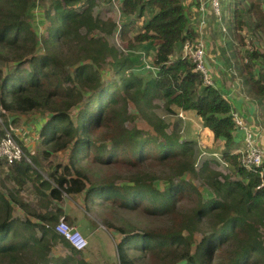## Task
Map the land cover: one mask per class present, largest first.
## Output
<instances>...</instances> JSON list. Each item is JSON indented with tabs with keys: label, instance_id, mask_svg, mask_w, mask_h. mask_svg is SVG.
Returning a JSON list of instances; mask_svg holds the SVG:
<instances>
[{
	"label": "trees",
	"instance_id": "1",
	"mask_svg": "<svg viewBox=\"0 0 264 264\" xmlns=\"http://www.w3.org/2000/svg\"><path fill=\"white\" fill-rule=\"evenodd\" d=\"M80 1L51 0L44 10L48 31L42 35L33 24L35 0H0V58L9 62L6 70L0 65V106L11 112L48 111L40 129L46 157L73 143L63 169L60 171V164L49 172L53 180L25 158L11 164L0 161L2 179H11L18 187L32 180L43 204L27 210L38 218L36 222L20 219L13 214L14 201L26 205L13 191L0 189V262L48 264L55 241H62L76 255L80 250L49 222L55 223L64 214L60 202L64 194L83 193L87 211L110 201L121 208L168 217L170 226L163 230L121 226L125 235L116 244L121 264H139L149 252L157 264H264V165L249 170L240 164L231 98L220 87L205 84L195 63L183 55L185 41L196 34L184 0H123L124 13L150 14L135 36L143 52L152 50L154 54L158 68L148 73L139 55L123 57L103 34L93 33L122 28L120 33L127 39L134 18L121 27L95 16L92 0ZM241 12H253L255 25L264 31L263 6L254 0L237 7L229 29L244 23ZM64 49L66 55L61 53ZM259 53L252 50L250 60L242 59L238 68L248 89L263 99L264 52ZM109 54L120 76L118 83L103 82L100 65ZM63 57L75 64L73 71ZM129 68L133 69L127 73ZM86 96L89 99L84 101ZM155 98L164 99L168 112H175V107L194 110L215 139L224 143L222 155L231 160L236 176L213 168L215 158L206 159L196 171L198 141L183 138L177 128L169 132V124L158 116L153 119ZM128 99L149 118L156 134L126 128ZM74 106L79 107L78 120L71 114ZM114 124L122 130L121 135L96 144L95 132ZM92 147L96 149L95 161L105 167L122 165L127 180L99 172L92 176L85 167ZM196 175L212 188L209 197L194 182ZM161 176L163 187L155 182ZM53 201L57 202L53 210L42 211ZM37 227L41 235L36 234ZM71 262L90 264L72 255L65 257L63 264Z\"/></svg>",
	"mask_w": 264,
	"mask_h": 264
},
{
	"label": "rangeland",
	"instance_id": "2",
	"mask_svg": "<svg viewBox=\"0 0 264 264\" xmlns=\"http://www.w3.org/2000/svg\"><path fill=\"white\" fill-rule=\"evenodd\" d=\"M37 2V6L35 7V11H34V15H33V24L35 26V28L39 31V34H46L48 31V25H49V19L47 18V16H45L46 14H44V10L51 5V0H35ZM87 0H82L80 1V3L86 2ZM93 1V12L94 15L103 19V20H113L114 22H116V24L118 26L122 27V24L126 21L129 22L131 21L132 18H134V24L131 25V28L129 29V31L127 32V39H123V35L122 33H120V31H122V28H116L115 30H112L111 32L108 31H99V30H94L93 33H100L103 34L104 37L110 42L111 45H114L118 48L120 55H122L123 57L129 56V58L134 59L136 56H138L139 58H141V61L143 62V64H145L146 62H150L151 64H155L153 61L154 58V54L151 51H149L150 53H146V51H142L143 48H141L139 41L136 40L135 36L136 34H138L139 32L142 31L143 28V24L145 23L144 21L147 20V18L149 17V15L147 16H140L135 14V13H124L123 12V0L119 1V8H117L114 3L113 0L111 2V0H92ZM222 1V7L223 10H225L226 8V12L229 11V13L231 14V16L233 17L231 19V21H235V10L237 9V7H244L245 6V2H247L248 0H221ZM255 2H259L261 3V6H263V10H264V0H254ZM226 2V3H225ZM238 5V6H237ZM228 6V7H227ZM236 8V9H235ZM52 13H54V11L52 10ZM239 17L243 18V24L237 28H240L239 31H237L235 28V34L237 35V33H239V38H237V48H238V54L237 57L239 59V61L242 60V56L244 54V49H253L254 51H259L260 53L264 52V31L261 28H257V26L255 25V16L253 14V12H249L248 14H246L245 12H241V14L239 15ZM195 22H192V26L195 25ZM215 27V25H213V28ZM229 30V29H228ZM82 32H86V28H82ZM214 36H212V38H209V40H211V45H212V49H210V53H216L217 49H221L222 46H224L226 43L225 41L228 40V37L226 36V39H221L220 40V34L218 30L214 31ZM218 37V39H217ZM132 40V42H130V40ZM207 41V39H206ZM83 52V51H82ZM81 52V53H82ZM251 52V51H250ZM61 53L63 55H66L67 50L64 49L63 51H61ZM259 53V54H260ZM235 59V58H234ZM62 60L64 62H68V68L71 69L72 71L75 68V64L73 63H69L70 59L67 60L65 57L62 58ZM210 62V60H209ZM113 56L112 55H107L106 60H104L101 65H100V70L102 71V77H103V82L105 84L112 82V81H116V83L119 82L120 80V76L117 75L115 69L113 68ZM9 62H7L6 60L3 61L0 58V65L4 66L5 70L8 66ZM260 64H262V60L259 59V66ZM233 66V65H232ZM145 67V66H144ZM147 72L152 70V69H148V67H145ZM236 68V67H235ZM133 68H129L127 69V73L131 72ZM237 69H239V73H240V68H236L234 69V73L237 75L233 76V69H230V72L232 73V80H234L236 82V88H232L234 93H236V95L240 98L245 99L246 101H250L253 103V105L256 107V105H260L261 109H263L262 103L264 102V100H262V98H260L259 96H256V94H254L253 92H251L249 89H246V87L243 86V84H240L241 81V77L240 74H238ZM255 69V68H254ZM229 92L233 93L231 90H229ZM126 92L123 91V94H125ZM227 93V92H225ZM87 99H89V96L85 97L86 101ZM258 100V101H257ZM129 104H128V112H129V116L127 119H125V123L124 125H126V128L131 129V128H141L143 129V131L146 133V135H148L150 132L151 134H156V131L152 125V123L150 122L149 118L146 117L145 115H143L141 112H139L135 106V104L133 103V100L128 99ZM258 102V103H257ZM84 104V102H83ZM176 110L175 112H168L166 107H165V101L162 98H155L154 99V105L153 108L151 109V115L152 118L154 119V117L158 116L160 118H162L164 121H166L169 125L167 127V130L169 132H172L173 130H175L176 128L179 130V134L183 137V138H188L190 137V135H195V133L193 132L195 129L199 128V125L194 123L193 126L196 127H192V126H188L189 130L187 131V121L189 120L187 113H184V116H181L178 114L179 110L182 108H178L175 107ZM185 110V109H184ZM264 110V109H263ZM260 112V111H259ZM71 114L73 116V118L75 120H78V115H79V107L74 106L71 109ZM196 112H193V115H195L197 119L198 116L196 115ZM48 116V111L44 110V109H33V110H29L26 112H11V111H6L3 109V107L0 106V128H3L4 126H10L12 127V129L14 130V132H16V135L19 136V134H23V137L26 139H21L20 142L21 144L27 149L28 146H31V148L33 149L34 146H36V148H38V146H45L42 142V137H41V124H43L45 118ZM11 117V118H10ZM260 122H264V112L261 113L260 115ZM258 124V123H257ZM175 128V129H174ZM122 130L120 128H118V126L116 124H114L112 126V128H104L102 127L101 129H98L95 132V135H93V140L95 141L96 144H100L101 142H111V139L113 138H117L121 135ZM201 136V134H200ZM264 136V133L262 134L261 137ZM198 139H201L200 137H198ZM205 139V138H204ZM207 147H203L201 143L198 142V148H199V153L196 156L195 162L200 154V152L202 151V148H205L206 150H209V144L208 142L206 143V141H204ZM263 144H264V139H263ZM218 142H213L212 146H218L217 145ZM220 145H222L221 143H219ZM72 147H73V143L69 145V147H67L66 149L57 151L55 153H52V156H48L47 158L44 156V154H42V152H40V150H37L36 152L34 151L33 154H31L29 152V149H27V155L31 158V160L33 161V166H37L39 167V169L41 170L42 174L46 177V178H50L51 180L52 177L50 176L49 172L56 166L59 167L60 164V171L63 169V165L65 163H67L69 161V154L72 151ZM215 149V148H214ZM224 149V147H223ZM222 149V150H223ZM221 150V152H222ZM96 152L95 147H92L90 149V157L87 158L85 160V167L87 168V166L89 167V169H87L89 171V173L92 176H95L96 172L101 173L104 176H109L113 177V176H124L123 178H118L120 181L123 180H127L125 178V174L126 170L124 169V167L121 165L120 168L116 167L117 164L111 163L110 166H103L101 164H99L97 161L94 160V154ZM43 160V165L39 163L38 158ZM45 158V160L43 159ZM210 158V157H208ZM205 159V158H204ZM228 164H226L225 162H222L220 160H217V162H213L211 163L213 168H216L217 170H219L220 172H222L224 175H230V176H236L235 174V170L233 167V164L231 162V160H227L225 159ZM5 168L8 170L7 166L5 165ZM155 168H157V166H155ZM202 168V166L197 167L195 165V169L196 171H200ZM159 175L162 174L161 171H159L158 173ZM222 174V176H224ZM121 176V177H122ZM3 176H0V189L4 190L5 192H9V191H13L14 194L23 201V203L26 205L25 208L23 207V205H21V203L15 202L14 201V210H13V214L15 216H17L18 218H33L34 222L37 221V217H35L34 215H29L27 210L28 209H33V208H39L41 207L42 204V196L41 194L37 193L36 188L34 183H31L29 180V182L27 181V184L23 185V186H17V184L9 179L7 181H4L2 179ZM156 178V177H155ZM178 178V177H177ZM156 184H159L161 187L164 186L165 184V179L161 176L160 178L155 179ZM194 182L197 184V186L200 187V190L204 193L205 197H209L210 194H212V188L206 184L199 175H196L194 178ZM55 201L52 202V204L47 208V207H43L42 211H46V210H51L52 207H55L57 205V202L54 203ZM61 205H63V203L65 205H68L69 208L72 207L71 203H73V205L76 208H81V210L86 214V212L88 213L87 216L89 218V220L91 221V228L89 231H91L90 233H92V236L90 234V236L88 235L89 233H86V235L89 238V243H90V238H92V242H94V240H98L100 239V230H103V232H107L108 236H109V240H111V243H114L115 245L118 243V241H120L122 239V237L125 235V233L123 231H121L119 228L121 226L123 227H137L138 231H144V229H154V230H163V229H167L170 226V222L168 221V217L167 216H159V215H148L147 213H145V211H143L142 209H136V210H130V209H125V208H121L118 205H113L110 201L104 202L102 204H98L94 205V207L90 210L87 211L85 210V203L83 200V193L80 195H73V194H64L63 198L61 199ZM64 206V205H63ZM62 206V207H63ZM78 206V207H77ZM191 205H189L190 207ZM73 210V209H72ZM86 211V212H85ZM66 216V214H63ZM67 218V216H66ZM67 220L73 224L76 225L72 222V220H70L69 218H67ZM57 222V221H56ZM55 222V223H56ZM55 223H51L49 222V225L53 226L55 225ZM78 226V225H77ZM79 227V226H78ZM80 228V227H79ZM81 229V228H80ZM261 231L262 234L264 236V225H262L261 227ZM35 232L37 235H41V230L40 228H35ZM202 234L201 231L197 232V237H200ZM117 246V245H116ZM68 247L65 244H63L62 241H55L53 242L52 245V250L50 252V255L52 257L51 261L48 264H56V262L59 260L58 257L53 258V252H56L55 250H59L61 252L62 248ZM70 249V247H68ZM96 249L93 245V250ZM59 253V252H58ZM61 254V253H60ZM69 255L74 256L75 258H79V259H83L84 255H83V250H80L76 255L74 253H71ZM147 257L145 259V261H140L139 264H157L156 261L152 258V256H150V252L146 254ZM109 256V254H108ZM110 258V256H109ZM57 262V263H58ZM121 264L120 261L118 260V256L115 257V260L112 264ZM0 264H9L7 261L5 260H1ZM71 264H73V262H71Z\"/></svg>",
	"mask_w": 264,
	"mask_h": 264
},
{
	"label": "built area",
	"instance_id": "3",
	"mask_svg": "<svg viewBox=\"0 0 264 264\" xmlns=\"http://www.w3.org/2000/svg\"><path fill=\"white\" fill-rule=\"evenodd\" d=\"M119 1L113 0L114 5L119 8ZM112 2V0H111ZM186 6L189 7L192 3L195 5L196 13L189 16L195 29V38L187 39L183 46V55L189 57L194 63L195 68L202 74L205 84L219 87L216 83L212 68L209 62L208 46L206 41V31L209 25V13H214L219 22L222 24V29L228 32V26L224 22V10L221 0H184ZM79 4H85L79 3ZM189 11V8H188ZM253 49H244L242 59L244 61L250 60V51ZM145 67L148 69L156 70L158 67L150 62L145 63ZM233 68L236 66L233 65ZM236 69V68H235ZM226 92V91H225ZM227 95V93H225ZM185 110L180 109L178 114L184 116ZM232 116L235 120L236 130L235 132L240 134L241 145L237 147L236 152L240 153L239 162L242 166L249 170H257L264 165V144L261 141L262 132H264V123L257 124L255 121L248 119L244 113L236 106H233ZM203 147H207L203 141H198ZM199 145V144H198ZM195 165L197 167L202 166L206 159L215 158L228 164L222 155L221 151H210L205 148L201 149ZM31 160L26 154V151L21 144L16 132L10 126H4L0 128V161L5 160L7 164H11L21 159ZM205 158V159H204ZM263 174V171L261 172ZM55 230L65 237L70 245L76 250H84L89 245L88 236L77 226L71 224L65 215H61L58 221L54 225Z\"/></svg>",
	"mask_w": 264,
	"mask_h": 264
},
{
	"label": "crops",
	"instance_id": "4",
	"mask_svg": "<svg viewBox=\"0 0 264 264\" xmlns=\"http://www.w3.org/2000/svg\"><path fill=\"white\" fill-rule=\"evenodd\" d=\"M226 3V2H225ZM228 7V6H227ZM189 13L191 15H194L196 13L195 11V5L192 3L191 5H189ZM150 16V14H147ZM146 15V16H147ZM233 17L231 16V14L229 13V11L226 12V8L224 10V22L227 24L228 29H229V23L233 22L231 21ZM213 25H215V27L213 28ZM235 28L233 29H229L228 32L223 31L222 29V24L219 22V19L217 18V16L214 13H209V25L207 27V31H206V39H207V46H208V56H209V60H210V65L212 68V73H213V77L216 81V83L218 84V86L223 89L224 91L227 92V95L231 98L233 105L236 106L239 110H241L244 115H246L248 117V119L251 121H255L256 123H264L263 121L260 122V115L261 113L264 112V102L262 103L263 109H261L260 105H256V107L253 105L252 102H250L249 100L246 101L243 98H240L236 95V93H234L232 88H236V82L234 80H232V73L230 72V69H233L232 72L234 71L235 68L232 67V65H235L236 68L238 67V63H239V59L237 57L238 54V48H237V38H239V33H237V35L235 34L234 31ZM240 28H237L236 30L239 31ZM218 30L219 34H220V40L226 39V36L228 37V40L225 41V45L222 46L221 49H217L216 53H210V49H212V45H211V40H209V38L215 37L214 36V31ZM218 39V37H217ZM235 58V59H234ZM238 74L239 73V69H237ZM237 75L233 72V76ZM240 79H241V83L243 84L244 87H246V89H248V86L246 85L245 81H244V77L242 74H240ZM229 90H231L233 93L229 92ZM264 100V98L262 99ZM258 101V100H257ZM258 103V102H257ZM260 111V112H259ZM193 112H195L192 109H187L185 110V113H187L189 120L186 123V127H187V131L189 130L188 126H192V127H196L193 126L194 123L199 125L198 129H195L193 132L195 133V135H190V137H188L189 139H194L197 141H206V143L208 142L209 144V150L210 151H221L224 147V143L222 141L216 140L214 137V133L213 131L204 126L202 123V119L201 117L196 114L198 116L199 119L195 118L196 116L193 115ZM11 118V117H10ZM42 126V124H41ZM41 129V128H40ZM264 132H262L263 134ZM201 134V136H200ZM17 137L19 138V140L21 139H26L23 137V134H19V136L17 135ZM42 137V136H41ZM198 137H200L201 139H198ZM205 138V139H204ZM240 134L235 132V141H236V149L238 146L241 145V139H240ZM264 136L262 137L261 141H263ZM218 142V146H212L213 142ZM205 143V142H204ZM219 143H221L222 145H220ZM215 148V149H214ZM29 152L31 154L34 153V151L36 152L37 150H40V152H42L43 150L47 149L45 146H38V148H36V146H34V148L32 149L31 146H28ZM35 154V153H34ZM45 156V155H44ZM52 156V155H51ZM46 157V156H45ZM38 158V156H37ZM47 158V157H46ZM45 160V158H43ZM39 163L43 165V160L38 158ZM29 162H31L32 164L33 161L32 160H28ZM37 167V166H35ZM39 169V167H37ZM40 170V169H39ZM41 171V170H40ZM0 176H4V174H0ZM30 180V179H29ZM28 180V182H29ZM31 183H33V181H30ZM27 184V182H26ZM56 203V202H54ZM64 205V206H63ZM63 209H64V214L67 215V217L72 220V222L76 225H78L81 230L86 234L89 233L88 235L92 236V233H90L91 231L90 228V224L91 221L89 220V218L85 215H87L88 213L86 212V214L81 210V208H76L73 203H71L72 207L69 208L68 205H65L63 203ZM78 207V206H77ZM54 208L52 207L51 210H53ZM73 209V210H72ZM100 239L98 240H94V242H92V238H90V243L88 245V247L86 249L83 250V255H84V259H86L90 264H112L115 260V257H117V246L114 243H111V240H109V236L107 234V232H103V230H100ZM93 245L96 249L93 250ZM62 248V247H61ZM56 252H53V258L58 257L57 260H59V262L56 264H63V261L65 259V257H67L69 254L72 253L71 248L69 249L68 247L62 248V251L59 250H55ZM59 252V253H58ZM61 253V254H60ZM110 258H109V256ZM115 264V263H114Z\"/></svg>",
	"mask_w": 264,
	"mask_h": 264
}]
</instances>
